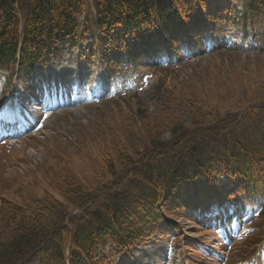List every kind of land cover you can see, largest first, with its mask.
I'll list each match as a JSON object with an SVG mask.
<instances>
[{"label": "trees", "instance_id": "1", "mask_svg": "<svg viewBox=\"0 0 264 264\" xmlns=\"http://www.w3.org/2000/svg\"><path fill=\"white\" fill-rule=\"evenodd\" d=\"M206 1L0 0L6 81L13 75L28 81L33 69L59 59L63 46L78 45L86 34L91 59L108 77H127L143 58L169 60L153 67L159 75L150 94L158 108L138 104L137 90L108 100L124 116L144 120L140 144L100 141L101 170L91 182L62 176L59 199L0 196V264H113L177 230L174 216L199 213L205 204L229 211L225 231L242 220V208L264 221V83L255 91L246 84V95L234 99L212 90L207 101L176 80L173 67L187 65L178 55L197 52L203 40L215 59L223 52L264 54V0H234L241 12L215 14H204Z\"/></svg>", "mask_w": 264, "mask_h": 264}, {"label": "rangeland", "instance_id": "2", "mask_svg": "<svg viewBox=\"0 0 264 264\" xmlns=\"http://www.w3.org/2000/svg\"><path fill=\"white\" fill-rule=\"evenodd\" d=\"M228 8L241 12L234 0H207L203 12L215 14L217 10ZM227 15L226 11L219 13V16ZM90 39L86 34L73 48L63 46V57L46 68L35 70L30 82L18 80L11 102L7 101L10 92L5 91V87L0 91V106L7 104L1 114V129H4L0 137L5 140L0 141V196L31 201L51 194L59 199L55 190L62 176L68 174L91 182L101 170L97 147L100 141H114L118 145L141 143L140 128L144 120L138 116L133 120L124 116L125 109L112 107L113 101L107 98L125 89L137 90L141 99L138 104L147 105L153 111L158 106L157 101L150 94L152 86L144 84L142 77L153 73L158 76L153 69L157 62L154 57L141 59L140 67L129 79L108 88L98 68V58L95 61L90 58L87 48ZM203 45L202 41L197 52L179 54L187 65L178 66L173 62V67L180 71L176 80L197 90L207 101L214 96L213 91L221 97L234 99L236 95H246L242 88L246 84L254 91L262 88L264 54L223 52L225 56L215 59ZM163 59L169 63L167 58ZM91 89L96 92L93 96L87 94ZM5 127H10V136L3 137L7 131ZM221 179L224 189L230 190L231 182ZM207 205L199 213L174 216L179 225L177 230L135 246L127 258L116 256L113 264H231V257L237 254L239 264H258L249 247L250 243L254 242L255 246L262 241L263 218L255 215V209L245 214L242 208L239 213L242 220L236 229L231 227L235 234L231 230H221L216 237L215 228L222 221L213 206ZM230 216L225 214L227 218ZM184 245L187 253L181 250ZM243 251L247 255L242 254Z\"/></svg>", "mask_w": 264, "mask_h": 264}]
</instances>
